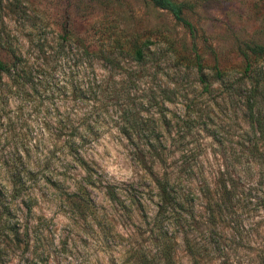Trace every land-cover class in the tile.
<instances>
[{"label": "rangeland", "instance_id": "obj_1", "mask_svg": "<svg viewBox=\"0 0 264 264\" xmlns=\"http://www.w3.org/2000/svg\"><path fill=\"white\" fill-rule=\"evenodd\" d=\"M173 1L186 4L184 16L196 30V48L207 67L204 74L211 83L210 93L203 92L195 71L187 69L194 59L193 41L188 30L169 12L155 7L151 0H0V58L7 63L13 62L14 58L7 49L9 46L22 59L27 74L22 89L15 91L16 85L12 84L13 93L8 95L19 102L16 120L11 118L9 99L3 105L11 125H0L6 137L4 148L0 150L12 148L7 158L16 159L30 171L24 157L19 155V147L13 146L19 144L28 160L33 159L26 145L33 130L23 116L29 107L28 119L42 112L48 118L44 126L53 131L57 146L47 150L48 155L42 163L38 159L34 161L38 168H42V173L30 171L33 179L28 175L29 178L39 187L41 174L52 172L58 176L59 179L54 180L45 174L43 179L48 190L63 201L62 207L79 217L81 230L87 232L92 223L97 222L103 229L99 235L103 237L108 253L119 249L121 264H136L135 253L146 246L149 250L153 248L150 228L156 201L149 193L153 184L142 179L131 184H113L100 175L101 183L96 184L98 188L88 189L87 198H82L81 194L70 190V187L74 189V175H82L80 170L73 173L70 165L61 163L64 170L59 171L53 164V161L61 162L56 153L60 151L64 155L63 143L74 128L86 126L93 132V137L99 138L93 121L101 122L100 111L107 112L112 107L120 114V132L134 149L144 148L145 144L162 146L167 153L166 165L186 170L183 176L188 180L191 193L197 196L194 213L199 222V229H191L189 236L196 243L204 236L224 244L222 257H215L218 260L212 264H264V219L260 218L264 212L260 203L264 188L259 183L258 168L248 152L251 136L244 100L242 96L224 90L223 85L212 79L210 70L217 64L230 74L231 81L235 80L244 68L240 49L246 44L264 45V0ZM65 28L81 38L84 46H90L89 51L108 47L111 43L108 40L117 38L127 42L138 37L146 45L143 49L146 62L138 64L123 53L111 56L112 63L91 58L74 41L61 39ZM256 67L264 72V62ZM65 70L71 83V95L67 88L61 87L56 76L57 72ZM3 82L9 83L7 78ZM57 100L69 103L71 111L67 114L61 112ZM145 100L147 106L142 103ZM46 102L51 103L52 108L46 107ZM181 102L185 110L183 116L166 106ZM89 105L92 106L90 112L86 111ZM53 108L54 124L51 120ZM77 112L85 115L74 119ZM141 113H147V118ZM161 127L163 132L159 130ZM25 128L26 133L22 131ZM165 133L171 139V148ZM147 136L150 137L147 139ZM205 137H211L212 144H204ZM85 145L89 148L92 140L87 139ZM45 150L39 144L35 148L41 154ZM209 152L217 163L215 169L207 159ZM137 153H132L134 159ZM177 153H180L179 158L170 161V157ZM135 162L146 172L136 159ZM220 164L223 168L219 167ZM219 180L225 181L232 192L231 207L224 223L218 221L216 230L209 231L207 199L201 193V187L209 186L213 190ZM106 183L117 186L118 203L105 195L102 186ZM127 200L132 202L131 206ZM136 201L142 204L141 209ZM34 203L27 202L31 208ZM121 213V218L127 221L125 227L131 232L127 241L124 237H114L110 227ZM31 215L32 211L29 218ZM180 229L176 226L174 230L178 231L175 234L179 245L176 263L191 264ZM35 239L37 259L40 264H49L48 257L41 253L46 242L42 243L39 235ZM63 251L72 254L67 241H64ZM17 254L22 264H26L27 255L18 251L11 255ZM3 262L12 264L10 255L5 256ZM109 264H116L114 256L110 257Z\"/></svg>", "mask_w": 264, "mask_h": 264}, {"label": "trees", "instance_id": "obj_2", "mask_svg": "<svg viewBox=\"0 0 264 264\" xmlns=\"http://www.w3.org/2000/svg\"><path fill=\"white\" fill-rule=\"evenodd\" d=\"M151 2L155 7L169 12L178 24L188 30L193 41L194 59L192 64H188L187 69L195 71L203 92L210 93L211 83L204 74L207 67L203 64L202 57L198 54L196 48V30L184 16L186 4L177 3L173 0H151ZM61 39L63 41H74L76 45L83 48L85 55L107 63H112L111 56L120 53L128 56L138 64L146 62L143 51L146 45L138 37L130 38L127 42H122L117 38L108 40L109 43L111 42L108 47H101L96 51H89L90 46H84L81 38L72 35L67 28L64 29ZM7 49L14 60L11 63H7L0 58V105L7 104L8 95L13 93L12 84L16 85L15 91H18L22 89L27 81V74L23 67L22 59L18 58L12 48L8 46ZM239 53L244 61V68L238 78L231 81L233 78H231L230 74L222 71L217 64L210 67L211 77L214 81L223 85L224 90L242 96L244 100L251 136L248 152L258 168L259 183L264 188V72H260L256 67L258 63L264 62V45L246 44L240 49ZM5 78L8 79L9 83L3 82ZM4 108L3 106L2 111L4 116L7 117ZM0 125L5 126L3 123H0ZM10 125L11 121L8 119L7 126ZM88 132L93 134L91 130H88ZM78 136L81 140L79 145L75 142V138ZM149 137L147 136V139ZM87 139L81 135L77 127L71 131L68 139L63 143V147L68 150L67 154L71 155L75 162L70 164L73 173L78 169L82 174L74 175L75 177H73L74 192L81 194L82 198H87L88 189H96L98 188L96 184L101 183V174L97 171V164L87 156L88 148L85 145ZM147 149H150V152H146L145 148H136L135 152L138 153L137 156L135 155V159L146 170L153 184L149 193L152 195V199L156 201L154 203L155 213L150 228L151 245L154 250L153 248L149 250L148 246L143 250L140 249L134 254L135 263L177 264L176 256L179 245L175 234L178 231H174L176 226L181 228L183 247L191 264L214 263V261L218 260L215 257H222L224 244L214 242L211 237L207 239L203 235V238L196 243V240L189 236L191 229H194V231L199 229V222L195 219L194 213L197 196L192 194L188 188V180L183 176L186 170L179 166L166 165L165 156L167 153L164 147L148 144ZM4 164L6 168L12 169L13 194L9 200L5 195V190L0 186V243L4 244V248L0 249V264H5L3 258L10 253L14 254L15 251H18L23 256L27 255L24 260L26 264H36L35 261L38 260L37 256L39 254H36L37 248L31 250L33 247L31 245L33 236L29 231V220L25 221L24 232L21 235V224L17 216L19 205H16L17 211L13 210L15 201L29 193L30 189L25 182V174L31 180L28 175L32 178V173L25 170L16 159L5 158ZM70 175L73 176V174ZM102 188L110 200L118 203L119 193L117 186L106 183ZM201 193L207 199L206 211L208 216L206 224L210 227L209 231L216 230L217 222L222 221L224 223L227 212L230 210L232 192L225 181L219 180L213 190L209 186L201 187ZM28 201L21 199L20 203L27 209L29 214L32 208L27 204ZM260 201L264 209V193ZM137 203L138 209H141L142 204ZM200 234L202 233L200 232ZM29 253H32L35 259L32 258L30 260L28 258Z\"/></svg>", "mask_w": 264, "mask_h": 264}, {"label": "clouds", "instance_id": "obj_3", "mask_svg": "<svg viewBox=\"0 0 264 264\" xmlns=\"http://www.w3.org/2000/svg\"><path fill=\"white\" fill-rule=\"evenodd\" d=\"M61 63H63V60H61ZM66 71L67 70H65V72H57L56 76L59 78V84L61 87L67 88L69 95H71V83L68 76L65 74ZM18 103V101L9 97V107L12 112L11 118L13 120H16L17 116H19V113L16 111ZM56 103L57 106L60 107L61 112L67 114L71 111L69 103H64L61 100H57ZM142 103H144L145 106L148 105L147 100L142 101ZM166 106L169 109L178 111L181 116L184 115L185 110L182 102L176 105L167 104ZM46 107L52 108V104L46 102ZM2 109L3 105H0V123L7 126L9 118L4 116ZM91 110L92 106L89 105L86 111L90 112ZM30 112L31 107L25 109L23 119L27 121L28 125L33 130L32 135L29 136L26 141L27 148L31 150L33 159L28 160L24 148L20 147L19 144L14 145L13 147H19V155L24 157L25 163L30 171L42 173V168H38L34 161L38 159L42 163L48 155L47 150L54 149L57 144L53 131H50L44 126V121L48 118L41 112L39 115L33 114L32 118L28 119ZM53 113L51 120L54 124L56 122L54 108ZM99 114L101 116V122L93 121L96 132L99 133V138L93 137L92 134L88 132L86 126L80 127L79 129L81 135L92 140V145L87 151L90 154L89 159L97 163L98 172L101 175H104L107 181L113 184H131L139 182L141 179L151 184V178L146 172L142 171L135 162L132 153H134L136 149H134L129 143L128 138L120 132L118 126V122H120V114L118 110H114L110 107L107 112L100 111ZM83 115H85L84 112H77L74 114V119H79V117ZM141 115L145 116V118L148 116L147 113H141ZM157 119H159L158 115ZM169 119H172L171 115H169ZM103 121H107V123H103ZM159 130L161 132L164 131L162 127ZM22 131L26 133L27 129L25 128ZM165 136L166 142L169 148H171V139L167 138L166 133ZM172 136H176L175 131H173ZM32 137L35 138L33 139ZM5 138L4 129H0V149L4 148ZM133 139L135 140L136 137L134 136ZM75 142L78 145L81 143L79 136L75 138ZM137 142L139 143V141ZM152 143L155 144L156 141L153 139ZM203 143L206 145L212 144L211 137H205ZM37 144H39L42 149H46L43 154L35 151ZM144 148L146 152H150V149H147L146 144L144 145ZM12 151V148H7L0 152V186L5 190V195L9 200L13 194V184L11 182L12 169L5 167L4 159L7 158ZM67 151V148L63 147V156L60 151L56 153L58 157H61V162L53 161L55 169L63 171L64 169L62 168L61 163L64 165L75 163L72 156L67 154ZM179 155L180 153H177L176 156L170 157V161L171 159H178ZM207 159L208 161H211L212 169L217 168V163L210 152L208 153ZM219 167L223 168V164H220ZM45 174L51 176L54 180L59 179V177L55 176L52 172L43 173L38 181L39 187H37L28 179L27 174H25V182L28 184L30 192L17 199L13 205L14 211H17L16 205H19L17 216L21 224V235H23L24 232L25 221L29 220L28 227L33 236V249L36 244L35 238L39 235L41 242H46L45 246L41 249V253L48 257L49 264H109L111 256L115 257L116 264H121L119 249L113 253H108L107 248L104 246L103 237L99 235L103 229L98 227L97 222L94 221L92 227L89 228L87 232L82 231L81 226L78 223L79 217L64 209L62 207L63 201L56 198L54 193L48 190L49 186L43 179V175ZM70 190L75 191V189H72L71 187ZM21 199L35 201L30 218L27 209H25L20 203ZM49 201L52 202L50 203ZM126 203L131 206L132 202L127 200ZM150 215H152V213H150ZM121 217H123L122 213L120 217H117L111 222L110 227L113 229L114 237L117 239L124 237L125 241H127L131 232L125 227L127 225L126 219ZM260 218L264 219V212H262ZM64 241H67V247L72 253L71 255L63 251ZM2 248H4V244L0 243V249ZM9 255L12 259V264H22L19 254L12 256L10 253ZM29 257L35 259L32 253H29ZM36 264H40V261L36 260Z\"/></svg>", "mask_w": 264, "mask_h": 264}]
</instances>
